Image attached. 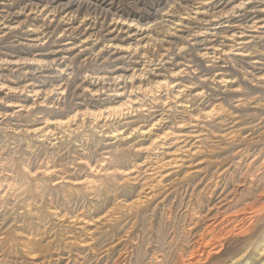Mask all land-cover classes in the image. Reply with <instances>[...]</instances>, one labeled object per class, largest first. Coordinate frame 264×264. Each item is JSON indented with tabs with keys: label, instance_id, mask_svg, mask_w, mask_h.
<instances>
[{
	"label": "clouds",
	"instance_id": "1",
	"mask_svg": "<svg viewBox=\"0 0 264 264\" xmlns=\"http://www.w3.org/2000/svg\"><path fill=\"white\" fill-rule=\"evenodd\" d=\"M230 2L226 12L208 13L202 23L247 12L262 15L232 25L237 31L230 35L205 30L180 36L187 28L184 21L198 19L199 9L211 0H196L193 8L165 0L154 10L138 6L140 0H84L82 15L87 13L88 21L71 44L65 43L67 36L48 37L47 44L42 36L36 46L51 44L50 58L0 59V70L32 65L53 79L36 91L0 84V103L8 104L11 94L32 98L31 104H12L15 111L0 112V131L30 138L45 149L34 166H22L5 156L10 145L0 146V211L10 195L15 200L0 220V259L23 255V264H50L41 257L67 253L60 256L66 264L89 255L94 257L89 264H109L106 257L128 232L106 243H100L101 237L118 221L132 231L130 222L137 216L183 189L178 214L192 217L190 229H182L195 233L190 251L177 254L179 233L163 249L151 251L145 234L135 242L141 249L136 264H250L253 253L264 264L259 246L264 234L253 235L256 218L264 217V53L237 52L264 40V7L250 8L254 0ZM198 38H222L231 46L195 50ZM235 56L260 58L242 63ZM34 114L31 125L13 123ZM69 149L70 157L60 160L47 155ZM225 176L232 178L230 186ZM32 189L70 191L97 210L91 218H86L87 207L75 216L55 213L43 201L25 202ZM249 191L253 194L239 201L248 221L240 228L229 206ZM210 195L216 198L215 211L197 215L194 202ZM25 215L32 218L30 224L20 221ZM69 224L74 231H59ZM202 225H223L222 234L209 245L196 231ZM230 235L249 239L238 255L214 261ZM30 241L36 242L34 248ZM81 247L89 252L74 251ZM111 264H131L129 254L121 252Z\"/></svg>",
	"mask_w": 264,
	"mask_h": 264
},
{
	"label": "rangeland",
	"instance_id": "2",
	"mask_svg": "<svg viewBox=\"0 0 264 264\" xmlns=\"http://www.w3.org/2000/svg\"><path fill=\"white\" fill-rule=\"evenodd\" d=\"M84 0H0V59H21L28 60L33 55L39 54L42 58H50L49 53L53 51L51 44L47 47H37V41L40 37H44L46 44L50 42L48 37L55 39L59 37L64 40L67 36L66 44H71L75 33L79 31V28L83 27L88 21V14L83 12ZM185 7L193 8L196 6V0H181ZM120 3V0H117ZM165 0H140V5L146 9H155L156 7H162ZM230 0H211V3L207 4L205 8L199 10L200 17L198 19H186L184 24L187 28L182 30L179 35H190L191 31H216L222 33H228L229 35L237 31L232 25L241 23H251L254 20L260 19L262 14L247 12L240 17H234L231 19L222 20L219 23L213 22L212 24L202 23L203 20L208 19V13L226 12L230 8ZM250 8L264 7V4H260L259 0H254V3L249 5ZM226 18V17H225ZM147 19V17H145ZM229 20V22H227ZM218 23V24H216ZM73 33L72 36H68V33ZM47 33V35H45ZM241 39H247V37H241ZM179 42V41H177ZM46 44L44 46H46ZM231 46V41L217 38L216 40H205L204 38H198L195 42V50H203L205 48L224 47L225 49ZM258 51L264 53V40H256L250 44L244 45L242 48L237 49V52H249ZM235 59L242 63H246L248 60L260 57H247V56H235ZM53 79L51 74L45 72H36L35 67L32 65H25L19 70L3 69L0 70V84L8 85L13 88L28 87L29 91L47 88ZM4 92L0 91V96H3ZM8 104L0 103V112H11L16 109L11 107L12 104H31L32 98L27 95L11 94L7 97ZM43 111V110H41ZM38 114H34L31 120L16 121L21 126H27L34 123ZM249 121H245L247 123ZM8 144V152L5 156L14 157L16 161L22 166H34L38 160L45 155V149L42 146H38L36 142L30 138L16 137L9 133L0 131V146ZM47 155L52 160H60L65 156L70 157L71 149L60 152H47ZM224 183L231 185V177L225 176L222 178ZM19 182V181H18ZM183 189L180 193L169 196L163 204H159L156 208L152 209L146 215H139L134 221H131L132 231H128V224L117 222L111 228V231L105 233L100 240V243H106L114 239H119L125 232H128L127 239L124 243L113 248L109 257L106 260L114 261L121 252H127L131 264H136L141 249L136 245L137 240H142L147 234V238L152 244L151 251H159L167 245L168 241L173 235L179 233V243L177 245V254L183 252L185 255L190 251L189 245L191 244L194 232L190 230L192 223V217L188 216L185 219L184 215L178 214L180 211V203L183 199ZM218 191V189H217ZM253 192L249 191L244 197H238L237 201H234L229 207L230 210H235L231 213L234 217V222L243 228L248 221L245 219L243 213L244 209H239V201L247 199ZM14 195V193L12 194ZM175 197V198H174ZM32 201L34 204H39L41 201L44 203L45 209H50L52 212L75 216L76 212L81 207H87L86 218H91L96 210L95 204H86L82 197L72 193L70 191L61 189H32L25 198V202ZM216 198L213 195L203 196L199 200L195 201V208L197 209V215H203L208 210L209 214L215 211L218 205L214 204ZM0 203H4L0 201ZM15 204V200L10 195L6 207L0 211V220H3L9 212L12 211L11 206ZM213 204V205H212ZM19 210V209H18ZM175 217V220H173ZM20 221L26 225L32 222V218L27 215L19 217ZM47 219V217H45ZM10 222V221H9ZM209 223H211L209 221ZM6 227V225H5ZM223 225L219 227H207L202 225L196 231L202 232L203 239L207 241V244H211L213 239H217L218 235L222 234L221 229ZM206 229V230H205ZM2 231V229H0ZM62 233H70L74 231L71 224L63 225L59 228ZM264 234V217L256 218L254 236H260ZM84 234L81 233V236ZM248 237L230 235L224 241L225 249L219 256H213L214 261H224L229 257L238 255L241 249L246 245ZM35 241L29 242V247L34 248ZM260 247H264V240L260 241ZM74 251L79 252L81 256L89 252V249L81 247ZM67 255V253H61L60 256ZM258 253H253L250 256V264H259L257 260ZM56 254H50L48 257H41V259H48L50 264H66V261L61 259ZM94 259L91 255L87 259H73V264H89ZM175 259V255L173 256ZM26 257L23 255H11L6 254L3 259H0V264H23ZM39 264V261L35 262Z\"/></svg>",
	"mask_w": 264,
	"mask_h": 264
},
{
	"label": "bare ground",
	"instance_id": "3",
	"mask_svg": "<svg viewBox=\"0 0 264 264\" xmlns=\"http://www.w3.org/2000/svg\"><path fill=\"white\" fill-rule=\"evenodd\" d=\"M205 8V7H204ZM200 10V9H199ZM200 13V12H199ZM227 22H229V20L227 21ZM219 23V22H218ZM218 23H216V24H218ZM32 91H36L35 89L34 90H32Z\"/></svg>",
	"mask_w": 264,
	"mask_h": 264
}]
</instances>
